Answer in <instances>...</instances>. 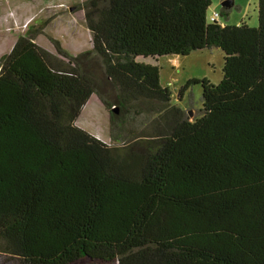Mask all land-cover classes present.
Returning <instances> with one entry per match:
<instances>
[{"label": "trees", "instance_id": "obj_1", "mask_svg": "<svg viewBox=\"0 0 264 264\" xmlns=\"http://www.w3.org/2000/svg\"><path fill=\"white\" fill-rule=\"evenodd\" d=\"M211 3L86 0L90 49L53 54L42 23L0 57V264H264V0L256 27ZM213 47L222 80L177 93L201 84L195 116L142 60ZM92 94L110 142L76 124Z\"/></svg>", "mask_w": 264, "mask_h": 264}, {"label": "rangeland", "instance_id": "obj_2", "mask_svg": "<svg viewBox=\"0 0 264 264\" xmlns=\"http://www.w3.org/2000/svg\"><path fill=\"white\" fill-rule=\"evenodd\" d=\"M86 0H0V57L7 53L13 41L25 34L32 24L45 23L42 33L35 41L43 48L57 54L52 38L58 39L71 55H77L91 47L86 20L81 5ZM207 10L209 17L214 11L221 12L224 0H211ZM229 18L219 17L221 24L236 25L245 21L248 25H258L257 0H233ZM84 10V9H83ZM3 33V34H1ZM149 63H157L161 68V83L168 85L173 92L172 104L192 112V116L202 107V86L191 83L183 92L182 99L177 93L192 78H207L219 83L223 78L224 52L218 48L191 51L187 55L168 54L142 58ZM100 89L115 96L111 85L101 80ZM136 120L127 122L119 131L123 135L145 136L143 128ZM76 124L103 141L110 142V112L96 94H92L83 108ZM138 136V138L140 137Z\"/></svg>", "mask_w": 264, "mask_h": 264}, {"label": "built area", "instance_id": "obj_3", "mask_svg": "<svg viewBox=\"0 0 264 264\" xmlns=\"http://www.w3.org/2000/svg\"><path fill=\"white\" fill-rule=\"evenodd\" d=\"M219 17H220V12H218V11H214V12L209 16V19H210V21H217V20H219Z\"/></svg>", "mask_w": 264, "mask_h": 264}, {"label": "water", "instance_id": "obj_4", "mask_svg": "<svg viewBox=\"0 0 264 264\" xmlns=\"http://www.w3.org/2000/svg\"><path fill=\"white\" fill-rule=\"evenodd\" d=\"M233 3H234L233 0H224L222 2V6L231 7V5H233ZM116 111H117V109H116ZM189 113H190V115H192V112L189 111Z\"/></svg>", "mask_w": 264, "mask_h": 264}, {"label": "crops", "instance_id": "obj_5", "mask_svg": "<svg viewBox=\"0 0 264 264\" xmlns=\"http://www.w3.org/2000/svg\"><path fill=\"white\" fill-rule=\"evenodd\" d=\"M82 11L84 12V16H85V11H84L83 9H82ZM86 26H87V25H86ZM87 28H88V27H87ZM87 31H88V34H90L89 29H88ZM1 34H3V33H1ZM90 38H91V34H90ZM15 41H16V40H14L13 42H15ZM13 44H14V43H13ZM12 46H13V45H12ZM91 47H92V42H91ZM91 47H90V48H91ZM90 48H89V49H90ZM10 50H11V49H10ZM10 50H9V51H10ZM9 51H8V52H9ZM8 52H7V53H8ZM86 104H87V103H86ZM84 107H85V106H84ZM84 107H83V108H84Z\"/></svg>", "mask_w": 264, "mask_h": 264}]
</instances>
